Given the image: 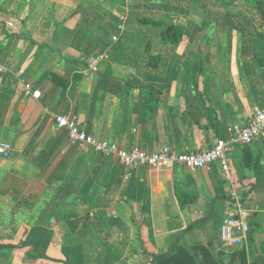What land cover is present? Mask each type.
<instances>
[{
    "label": "crops",
    "instance_id": "1",
    "mask_svg": "<svg viewBox=\"0 0 264 264\" xmlns=\"http://www.w3.org/2000/svg\"><path fill=\"white\" fill-rule=\"evenodd\" d=\"M137 17L184 26L182 41L162 45V27ZM202 40L218 53L232 48L218 55L240 66L238 76L231 70L219 82L202 59L193 87L188 70ZM147 43L160 56L156 69L146 67ZM92 57L100 60L88 73ZM263 66L264 20L245 0H0V140L12 146L0 157V241L9 244L0 247V264H153L177 246L201 264H237V246L223 245L219 230L237 211L232 192L250 222L260 212L264 131L250 146L251 164L260 153L259 180L242 164L239 144L229 178L211 164L140 167L125 179L116 159L71 144L56 116L123 147L198 152L264 108ZM145 86L159 91L152 111ZM261 222L248 264L263 255Z\"/></svg>",
    "mask_w": 264,
    "mask_h": 264
},
{
    "label": "built area",
    "instance_id": "2",
    "mask_svg": "<svg viewBox=\"0 0 264 264\" xmlns=\"http://www.w3.org/2000/svg\"><path fill=\"white\" fill-rule=\"evenodd\" d=\"M99 60L98 57H92L87 62L88 73L97 70ZM26 91L37 96V92H30L28 88ZM56 126L66 131L71 144L91 148L103 156L116 159L127 169L125 179H128L133 170L140 167L170 170L179 166L183 169L198 170L213 163H217L229 178L228 161L233 146L250 144L259 138L264 131V108L256 110L245 125L236 127L233 135L218 140L210 148L198 152H182L168 146L155 151H148L136 145L123 147L117 142L99 139L87 133L74 117L67 115L56 116ZM11 152V144L0 140V157L7 158ZM230 197L237 211L225 215L220 226L219 238L227 247L242 246L247 242L251 213L242 207V198L235 192H232Z\"/></svg>",
    "mask_w": 264,
    "mask_h": 264
},
{
    "label": "trees",
    "instance_id": "3",
    "mask_svg": "<svg viewBox=\"0 0 264 264\" xmlns=\"http://www.w3.org/2000/svg\"><path fill=\"white\" fill-rule=\"evenodd\" d=\"M246 2L250 3L254 9H256L261 17L264 20V0H245ZM137 22L145 24V25H150L153 27H158L161 26L162 28L160 29L159 32V37H160V43L162 45H172V46H177L183 39L184 35V26L179 25V24H165L163 25L160 20H155L152 18H147V17H137L136 18ZM145 53L148 55V61L146 63L147 68L151 69H156L159 62H160V56L151 53V47L150 43H147L145 47ZM203 69V64H202V58L199 53H196L194 55V59L192 62V65L190 66L188 70V74L191 77L192 80V85L193 87H197V81H198V75L200 74L201 70ZM147 91V100H146V107L148 111H152L153 107L155 106L154 104H151V102L154 100L153 97L154 95L158 94V90L155 89L154 87L151 86H145L144 87ZM156 103V102H155ZM251 144H246V145H240L242 148V164L247 165L251 167L253 170L254 176L257 177V179H260V172L261 170V159H260V153L255 159V162L251 164ZM263 187V183H258L256 184V187ZM178 196L181 198V200H184V197L186 196L185 193L178 191ZM264 203L260 204V212H258L256 216V220H253L250 222V227H249V232H248V245H249V251H246L244 248L241 249L240 251L235 252L233 254L234 258L238 260L237 264H248L247 259L248 256H252L253 253L250 249V246L254 243V238L256 233H258L262 229V222L261 220L264 218ZM214 217V216H213ZM201 223L196 222L193 225ZM191 226V227H192ZM9 246L8 243H4L0 241V247H7ZM261 246V251L263 252L262 256H258L256 258H253L250 264H264V240L260 242ZM200 249H204L203 247H198ZM253 257V256H252ZM153 264H201L197 262V259L195 258V254L190 251L189 248H185L182 246H177L176 251L169 253V254H161L158 256H155V260ZM203 264V263H202ZM233 264V261H232Z\"/></svg>",
    "mask_w": 264,
    "mask_h": 264
},
{
    "label": "rangeland",
    "instance_id": "4",
    "mask_svg": "<svg viewBox=\"0 0 264 264\" xmlns=\"http://www.w3.org/2000/svg\"><path fill=\"white\" fill-rule=\"evenodd\" d=\"M131 19L134 20L133 18H131ZM199 35H201V33ZM212 37H213V41H215L217 38H218V40H220V36L218 34H216V33H213ZM212 45L213 46L207 45L202 40V41H200V45H198V48H197L198 49L197 52L202 56L201 58L205 60L206 72H208V74H215L214 78L216 77L219 82H223V78H224L225 74L227 72L231 71V70L233 72H235L234 75L238 76V74H236V72L239 73V71H241L240 66L237 65V63H232V62L228 61L227 59H225V61H223L224 57L221 56L223 53L220 54V56L218 55L224 49L227 50L229 47L228 48L227 47L226 48L225 47H220L219 48V53H218V51H216L217 50V48H216L217 46L215 44H212ZM229 49L231 50L232 48H229ZM225 53H227V52H225ZM225 56H227V54ZM247 74L250 75V70H247ZM258 78L260 80L259 85L264 86V66H263L262 69H260V73H259V77ZM253 113H254V111H250L249 115L252 116ZM8 137L6 139L12 140L11 136L9 138ZM213 164L218 165L217 163H213ZM228 165H229V163H228ZM223 177H224V175H223ZM223 180H224V178H223ZM229 191H230L229 184L226 182V184L223 185V193L226 194V193H229ZM242 203H243V200H242ZM263 203H264V196L261 197L260 204H263ZM221 222H222V218L219 217L218 221L216 223L218 227L220 226ZM253 244H252V246H253ZM244 245L237 246L235 248H238L236 250L240 251L243 248L245 249ZM252 246H250V249H251Z\"/></svg>",
    "mask_w": 264,
    "mask_h": 264
}]
</instances>
